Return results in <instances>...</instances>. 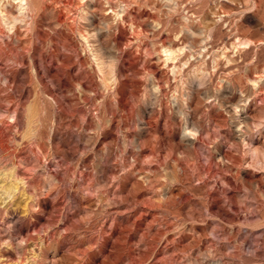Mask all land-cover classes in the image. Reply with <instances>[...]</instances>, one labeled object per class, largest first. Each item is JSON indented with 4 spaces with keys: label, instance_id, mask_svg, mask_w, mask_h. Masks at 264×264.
I'll return each instance as SVG.
<instances>
[{
    "label": "rangeland",
    "instance_id": "rangeland-1",
    "mask_svg": "<svg viewBox=\"0 0 264 264\" xmlns=\"http://www.w3.org/2000/svg\"><path fill=\"white\" fill-rule=\"evenodd\" d=\"M3 6L0 264H264V0Z\"/></svg>",
    "mask_w": 264,
    "mask_h": 264
},
{
    "label": "bare ground",
    "instance_id": "bare-ground-1",
    "mask_svg": "<svg viewBox=\"0 0 264 264\" xmlns=\"http://www.w3.org/2000/svg\"><path fill=\"white\" fill-rule=\"evenodd\" d=\"M12 1L15 2L16 12L18 13V17H14V18L22 19V17L26 15L25 13H26V10L28 9V0H12ZM3 8H4V6L0 8V14H1V17H3L2 18L3 21H6L8 19V15H7V13H4ZM240 43L247 45V44H249V41L244 40ZM162 51L164 53V61L165 62L174 61L176 59V57L178 56L177 51L174 49H171V48H164ZM176 67H177V65L175 63H173L171 70L174 72ZM189 134H194V133L189 131ZM261 159H262L261 162L264 164V155L262 156Z\"/></svg>",
    "mask_w": 264,
    "mask_h": 264
}]
</instances>
